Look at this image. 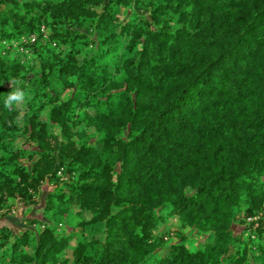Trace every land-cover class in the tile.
<instances>
[{
    "label": "trees",
    "instance_id": "obj_1",
    "mask_svg": "<svg viewBox=\"0 0 264 264\" xmlns=\"http://www.w3.org/2000/svg\"><path fill=\"white\" fill-rule=\"evenodd\" d=\"M47 187L0 264H264V0H0V210Z\"/></svg>",
    "mask_w": 264,
    "mask_h": 264
},
{
    "label": "rangeland",
    "instance_id": "obj_2",
    "mask_svg": "<svg viewBox=\"0 0 264 264\" xmlns=\"http://www.w3.org/2000/svg\"><path fill=\"white\" fill-rule=\"evenodd\" d=\"M33 37L30 38V41ZM29 41V38L21 37L19 40L11 41L10 43H4L5 47H11L12 50H10L9 55L11 57H16L19 56L21 59V62H28L32 63V54L27 53V51L22 47V45L27 44ZM34 64L38 66L37 60H35ZM48 190L50 188H44L42 193L37 196L35 199L37 200V203L30 208L24 207L22 203H18L16 201H11L7 206H5L3 209L0 210V227L2 226H8L14 231H23L26 229H33L35 230V226H28L26 224V219L31 218V217H37V218H42V213H43V207L45 203V197L47 195ZM81 216L84 219H87L89 215L85 212L81 213ZM256 218H253L251 221H254ZM43 221L47 222L46 219H43ZM75 221H78L76 218ZM172 222H175L172 220ZM49 223V222H48ZM73 224V223H71ZM59 232L64 231V225L58 226L57 227Z\"/></svg>",
    "mask_w": 264,
    "mask_h": 264
},
{
    "label": "clouds",
    "instance_id": "obj_3",
    "mask_svg": "<svg viewBox=\"0 0 264 264\" xmlns=\"http://www.w3.org/2000/svg\"><path fill=\"white\" fill-rule=\"evenodd\" d=\"M25 93L17 88L14 92L8 95L7 100L5 101V107H10L14 103H19L24 100Z\"/></svg>",
    "mask_w": 264,
    "mask_h": 264
},
{
    "label": "built area",
    "instance_id": "obj_4",
    "mask_svg": "<svg viewBox=\"0 0 264 264\" xmlns=\"http://www.w3.org/2000/svg\"><path fill=\"white\" fill-rule=\"evenodd\" d=\"M31 41L33 42V41H34V39L32 38V39H31Z\"/></svg>",
    "mask_w": 264,
    "mask_h": 264
}]
</instances>
